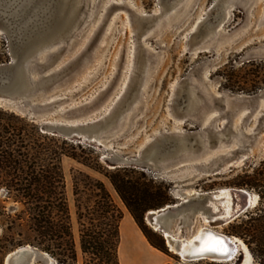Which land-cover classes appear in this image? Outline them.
<instances>
[{
	"label": "rangeland",
	"instance_id": "rangeland-1",
	"mask_svg": "<svg viewBox=\"0 0 264 264\" xmlns=\"http://www.w3.org/2000/svg\"><path fill=\"white\" fill-rule=\"evenodd\" d=\"M228 1L86 0L87 14V5L92 4L90 17L80 22L70 39L51 47L49 55L45 52L39 57L41 64L48 65L44 72L56 79L54 85L48 91L37 93L23 110L0 100V107L31 120L49 135H53L47 131L50 125L81 127L107 115L112 118L107 123L109 131L101 137L104 147L53 135L74 146L80 144V148L69 150L75 151L85 163L66 156L61 158L64 197L78 264L90 260L80 250L82 225L97 231L104 227L101 220H94L92 225L89 221V217H96L100 200L96 185L104 186L122 214L127 211L104 175L114 161H141L135 166L121 167L143 171L154 182L167 185L172 199L167 205L179 204L195 192L224 188H240L256 194L258 201L248 211L259 205L258 191L264 190V0ZM226 2L229 7L223 17ZM139 15L152 16L154 23L137 20ZM3 21L12 22L6 18ZM210 35L205 49H192L194 43ZM18 40L16 33L0 27V64L15 60L14 43ZM247 60L252 63L243 67ZM220 70H233L239 78L245 77L247 80L240 78L245 90L225 88L224 79L216 74ZM37 74L34 73V78ZM0 80L6 78L1 76ZM187 82L199 94L194 97L193 110L187 113L189 117L183 118L180 116L188 111L190 100L185 89ZM122 95L125 99L121 100ZM208 125L223 134L218 139L219 147L207 148L200 155L188 154V159L171 168L160 170L142 163L148 147L170 143L174 133L188 135L203 131ZM212 144L215 146V142ZM248 150L241 163L225 171L207 170ZM248 181L258 185H245ZM0 206L3 213L0 215V264H13L10 255L26 246L47 256L32 258L23 264H60L55 256L30 244L12 248L11 244L25 238L26 230L20 228L17 220L22 206L7 197L3 188ZM79 213H82L81 219ZM146 216L147 213L146 227L156 240L162 239L167 246L164 232L188 239L198 228L207 226L204 218L208 214L196 217L191 225L169 215L165 218L164 232L155 231ZM234 220L219 225L216 230L228 234ZM119 238V264L156 261L140 243L131 245L127 239L123 242L120 232ZM167 251L171 264H231L208 259L186 261L171 247L167 246Z\"/></svg>",
	"mask_w": 264,
	"mask_h": 264
},
{
	"label": "trees",
	"instance_id": "trees-1",
	"mask_svg": "<svg viewBox=\"0 0 264 264\" xmlns=\"http://www.w3.org/2000/svg\"><path fill=\"white\" fill-rule=\"evenodd\" d=\"M251 63L244 62L242 66ZM216 74L224 79L225 88L245 90L240 78L247 79L243 76L239 78L233 70H220ZM76 147L80 148V144L74 146L66 140L44 133L31 120L0 107V190L3 188L7 197L22 206L17 217L18 225L28 234L25 233V238L18 243L11 244L12 248L30 244L55 256L60 264H78L61 170L63 156L85 164L80 161L82 157L69 150H75ZM104 175L148 242L154 248L168 253L163 240H156L154 233L146 227L144 216L150 210L172 203L169 187L154 182L143 171L130 167L109 169ZM244 184L258 185L255 181ZM96 187L100 192L98 210L96 217H89V221L92 225L94 220H101L104 227L97 231L82 225L80 250L90 259L86 264H96L98 261L102 264H119V224L123 214L114 205L104 186L99 183ZM258 193L259 205L235 219L229 225L227 235L242 239L253 264H264V190ZM78 217L81 219L82 213Z\"/></svg>",
	"mask_w": 264,
	"mask_h": 264
},
{
	"label": "water",
	"instance_id": "water-1",
	"mask_svg": "<svg viewBox=\"0 0 264 264\" xmlns=\"http://www.w3.org/2000/svg\"><path fill=\"white\" fill-rule=\"evenodd\" d=\"M229 2L234 1L229 0ZM228 3L226 2L224 5L223 17L226 16L229 7ZM85 7L86 0H0V27L19 36V40L14 43L15 60L9 64H0V78L1 76L6 78L4 81L0 80L1 101L23 110L26 107L25 105H29L35 95H38L37 93L48 91L54 85L56 79L51 73L44 72L48 65L46 63L41 64L38 61L39 57L50 50L51 47L56 46V44L59 45L62 41L70 39L80 22L88 17ZM136 17L137 20L146 21L150 24L154 20L152 16L139 15ZM4 18L12 22L7 24L3 21ZM156 23L157 21L153 25H156ZM215 34L216 31L213 32V35ZM211 37V35L207 36L194 43L192 49H205V44ZM36 72L38 74L34 78L33 75ZM185 89L190 100L188 111L180 116L183 118L189 117L187 113L193 110L194 97L199 94V91L190 82H187ZM124 96L122 95L121 100ZM111 120L112 118L107 115L91 123L81 125V127H77V125L66 127L50 125L47 131L53 135H63L66 139L77 140L79 143H92L98 147H104L101 137L104 132L109 131L110 128L107 123ZM222 136L223 134L214 131L209 125L203 131L188 135L174 133L170 136V143L158 145L155 148H152V146L148 147L145 155L146 160L142 161V163H145V165L148 163L150 166L160 170L174 167L181 164L184 159H188V154L200 155L206 152L207 148L212 150L219 147L218 139L222 138ZM213 142H215V146L212 144ZM230 157H227V159ZM226 161L224 159L221 163L213 166L212 170L218 171L222 166H225ZM140 162L136 159L131 161L118 160L112 162L111 169L123 165L135 166ZM230 192L233 194L234 208L230 212L229 217L234 220L249 208L246 203L248 193L240 188L232 189ZM215 203H217L215 197L209 193L201 196L199 194L189 195L186 200L179 204L166 205L154 210L157 211L154 223L157 225V229L163 231V227L167 226L165 218L169 215H174L175 217L178 216V219L182 220V222L191 225L199 213L212 216ZM222 224V219L211 221L209 224L210 228L204 229L203 232L222 239L229 247L225 253L206 251L198 255L187 254L184 257L188 259L210 257L215 260L231 262V264H239L242 259V251L238 241H233L232 237L230 238L212 230ZM12 254L10 256H13V264H23V262H29L32 258L47 256L37 252L36 249H32L30 246L22 247ZM237 256L239 258L236 259ZM49 260L52 263V260Z\"/></svg>",
	"mask_w": 264,
	"mask_h": 264
},
{
	"label": "bare ground",
	"instance_id": "bare-ground-1",
	"mask_svg": "<svg viewBox=\"0 0 264 264\" xmlns=\"http://www.w3.org/2000/svg\"><path fill=\"white\" fill-rule=\"evenodd\" d=\"M91 7H92V4L89 3V5H87L88 11H89V14H88L89 17H90V13H91V11H90ZM48 51H46V53H48ZM248 153H249V150L247 152H240L238 155L234 156L232 159L227 160L225 166H222L218 171H216V170L214 171V170H212V168H207V170H209L211 172H215V173H220L222 171H225L228 167L235 166V165L241 163V161L247 157ZM232 189H235V188H224V189H219L216 191H210V192L208 191V192H201V193L195 192V193L190 194V195L199 194L201 196V195H204L205 193H207V194L209 193L212 196H214L216 201H217V203H215L213 205V212L214 213L212 216H206L204 218V221L207 223V226H201L200 228H198L193 233V235H191V237L188 239H178L172 233H169V232L166 233V232H164L165 230L161 231V232H164V235L168 239V243H167L168 247H171V249L175 250V252L178 253L186 261L187 260L192 261V260L208 259L210 261L226 262V261L215 260V259H212L210 257H208V258L207 257H204V258L194 257L193 259H188V258H185L184 255H187V254L188 255L189 254L198 255V254L204 253L206 251H215L218 253H225L227 251V249L229 247L222 239H219L220 243H217L218 238L213 237L212 235L203 232V230L206 228L207 229L210 228L209 224L211 221H215L217 219H222L223 224H224V223H229L232 220V218L229 217L230 212L234 208L233 194L230 192ZM246 192L248 193V196L246 197V203L249 205V207L255 206L257 201H258V196L256 194H250L248 191H246ZM200 215H205V214L199 213L196 215V217H198V216L200 217ZM156 216H157V211L150 210L149 212H147L146 221H147V223L150 224V226L155 231H158V230L160 231V229H157V227H156L157 225L154 223V221L156 220ZM212 230H215L216 232H218L222 235L229 236L225 233L217 231L216 229H212ZM229 237L230 238L232 237L231 239H233V241H238L239 247L242 251L243 258L239 264H251L252 258H251V255H250L246 245L239 238H236L234 236H229ZM15 258H17V257H15ZM226 263H231V262H226Z\"/></svg>",
	"mask_w": 264,
	"mask_h": 264
},
{
	"label": "crops",
	"instance_id": "crops-1",
	"mask_svg": "<svg viewBox=\"0 0 264 264\" xmlns=\"http://www.w3.org/2000/svg\"><path fill=\"white\" fill-rule=\"evenodd\" d=\"M125 229V234H124ZM119 232L122 241L126 239L131 241V245H135L136 242L140 243L147 253H150L155 257L156 261L151 264H171V256L169 253H164L156 248H154L146 239L133 217L128 211L124 212L123 217L119 224ZM125 236V237H124ZM132 250L136 253L133 248ZM121 252V248L119 250Z\"/></svg>",
	"mask_w": 264,
	"mask_h": 264
},
{
	"label": "snow or ice",
	"instance_id": "snow-or-ice-1",
	"mask_svg": "<svg viewBox=\"0 0 264 264\" xmlns=\"http://www.w3.org/2000/svg\"><path fill=\"white\" fill-rule=\"evenodd\" d=\"M217 243H220V240H219V238L217 239Z\"/></svg>",
	"mask_w": 264,
	"mask_h": 264
}]
</instances>
